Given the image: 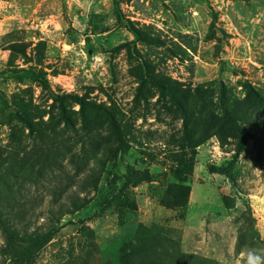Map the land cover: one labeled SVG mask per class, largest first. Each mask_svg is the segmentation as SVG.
Masks as SVG:
<instances>
[{
    "label": "rangeland",
    "instance_id": "1",
    "mask_svg": "<svg viewBox=\"0 0 264 264\" xmlns=\"http://www.w3.org/2000/svg\"><path fill=\"white\" fill-rule=\"evenodd\" d=\"M139 60L195 120L213 111L215 121L196 126L139 86ZM28 66L55 94L115 106L131 174L102 115L83 122L77 105L6 73ZM221 86L249 134L233 182L207 170L237 149ZM0 91L11 107H0V212L12 210L21 236L55 230L32 264H118L123 243L150 234L162 244L148 258L264 264V0H118L117 10L112 0H0ZM205 123L212 135L192 146ZM180 162L188 195L175 206ZM2 246L0 234V264Z\"/></svg>",
    "mask_w": 264,
    "mask_h": 264
},
{
    "label": "trees",
    "instance_id": "2",
    "mask_svg": "<svg viewBox=\"0 0 264 264\" xmlns=\"http://www.w3.org/2000/svg\"><path fill=\"white\" fill-rule=\"evenodd\" d=\"M115 9H118V0H112ZM127 28L130 33H132L136 39L144 40L143 34L134 28L130 21H127ZM17 45V44H14ZM14 45L10 46V49H13ZM16 47V46H15ZM20 48V49H19ZM21 57L24 64H30V57L26 56L25 51L18 46ZM139 64V70L141 73V81L139 86H144L145 84L154 86L161 98H167L173 105H176L179 110L182 112L185 119H191L193 124L195 118H193V113L186 108V104H182L178 100L177 93L166 85L163 82H159L156 79L151 78L150 76H145V63L141 60ZM40 62L39 60L37 61ZM143 67V68H142ZM6 73L11 78L15 79H29L30 81L36 82L41 88L46 90L52 100L57 102L59 105H62L64 102H68L74 105H77L79 108V114L81 120L85 122L86 112L98 113L105 118L108 129L112 132L114 140L117 144V150L119 152V162L122 163L123 168L129 174L133 172L132 167L123 163V157L128 149V140L125 139L124 132L120 126L118 118V110L112 104L111 106H106L104 104H98L92 101L85 99L82 96L75 94H55L50 90L47 79L38 72H35L31 66L26 68H15L14 70H8ZM247 94H251L253 99L257 100L259 98L258 94L254 92L249 86ZM219 103L222 109V122L227 124L233 131L234 136L237 139V149L235 150L231 160L221 164L219 166L209 165L207 170L212 174H217L229 179L231 182L234 181L233 168L235 159L243 151V146L245 141L249 138L247 134L240 125V118H237V112L230 110L229 102L226 98L225 89L223 86L219 89ZM184 106V107H183ZM0 107L3 109H11L9 106L6 97L0 91ZM13 111V110H12ZM202 115L199 112L198 118L195 120L196 126L202 122H206V119L215 121V116L212 112H208L203 119ZM206 124V123H205ZM203 132H200L201 135L198 139L192 134L187 138L190 141L191 145H199L209 136H211L210 126L206 124ZM204 135V136H203ZM201 138V139H200ZM176 178L178 183L174 186L173 189V204L175 206H183L186 203L188 190L186 188L187 177H186V166L181 163L177 167ZM9 213H12V210L0 212V234L3 239V246L1 248L2 262L1 264H32L35 257L38 253L51 241L54 236L55 230L46 229L41 232H31L23 236L20 235L19 229L15 226V221L12 218H9ZM161 244L155 234L150 235H139L136 236L133 240H129L122 244L119 249L118 264H196L195 256H171L166 260L148 258L150 255L155 254L156 250L161 248ZM138 258H145V261L140 263H135L132 260ZM203 262H210V260L202 259Z\"/></svg>",
    "mask_w": 264,
    "mask_h": 264
}]
</instances>
